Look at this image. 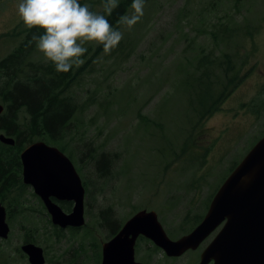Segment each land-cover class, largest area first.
<instances>
[{"label": "rangeland", "instance_id": "rangeland-1", "mask_svg": "<svg viewBox=\"0 0 264 264\" xmlns=\"http://www.w3.org/2000/svg\"><path fill=\"white\" fill-rule=\"evenodd\" d=\"M18 3L0 0V59L27 28L18 18ZM232 28L238 29L235 37L212 38ZM12 31L16 38L8 35ZM119 31L123 39L110 55L102 45H85L82 59L90 71L73 88L89 105L74 120L76 130L63 149L93 196L84 197L85 224L56 231L27 187L20 206L0 200L10 226L8 238L0 239V264H29L19 249L27 231L43 248L45 264H100L101 245L110 239V229L100 222L107 208L121 225L137 210H154L176 239L196 225L194 217L204 214L231 167L264 135V0H145L141 20ZM208 52L220 77L218 93L227 82L225 65L218 62L224 53L234 66L231 76L241 79L197 126L182 80ZM30 57L46 61L36 48ZM101 152L109 160L102 174ZM204 246L172 259L141 238L134 257L144 264H196Z\"/></svg>", "mask_w": 264, "mask_h": 264}, {"label": "water", "instance_id": "water-1", "mask_svg": "<svg viewBox=\"0 0 264 264\" xmlns=\"http://www.w3.org/2000/svg\"><path fill=\"white\" fill-rule=\"evenodd\" d=\"M3 109L0 101V114ZM0 142L13 145L14 139L0 133ZM20 159L22 181L41 198L52 223L60 228L81 227L85 222V189L71 159L42 140L26 146ZM51 197L71 201L70 212L63 211ZM220 225L198 264H264V135L221 183L202 220L189 233L171 239L154 210L140 209L102 243L100 264H144L134 257L138 236L149 239L167 256H180L196 249ZM8 233L5 210L0 205V238L6 239ZM20 249L30 264H44L42 247L28 242Z\"/></svg>", "mask_w": 264, "mask_h": 264}, {"label": "trees", "instance_id": "trees-1", "mask_svg": "<svg viewBox=\"0 0 264 264\" xmlns=\"http://www.w3.org/2000/svg\"><path fill=\"white\" fill-rule=\"evenodd\" d=\"M81 3H87L91 10L98 9L97 12L103 14V0H81ZM131 3L132 0H119V6L107 16L117 30L120 28L117 23L119 18L127 14ZM42 31L37 28L24 29L20 33L19 43L0 59V101L4 105V111L0 114V133L14 138L13 145L0 142V200L9 198L16 206L21 205L26 188L21 179V151L35 140H43L64 151L63 145L70 143L67 138L73 136L76 130L74 120L89 105L87 99L83 101L73 88L78 85L83 74L90 71L88 67L91 64L86 66L87 63H83L79 67L73 66L67 73H58L50 62L31 59L30 55L36 48L34 42L30 43L31 37L33 34L41 35ZM237 31V28L219 29L212 33V38L218 41L219 38L235 37ZM17 34L16 31L8 33L14 38ZM210 55L209 52L203 53L195 70L185 74L182 80L189 89L190 105L197 118V126L220 108L221 101L229 93V87L241 79L238 75L231 76L234 66L231 64L230 54L224 53L218 62L225 65L222 74L226 75L227 82L222 83L218 93L216 90L220 77L213 71ZM94 151L97 150L94 148ZM99 155L100 167H103L99 171L102 174L106 172L109 160L105 159L104 152ZM84 184L88 194L86 198L93 199L87 184ZM63 207L66 211L70 210L69 203ZM11 212L9 207V218ZM200 219L201 216L197 215L192 223H197ZM100 222L110 229L107 238L116 234L121 226L111 208L105 209ZM185 222L188 224L189 219L186 218ZM55 230L60 231L59 228ZM29 233L31 232L27 231L24 242H36L33 233Z\"/></svg>", "mask_w": 264, "mask_h": 264}, {"label": "clouds", "instance_id": "clouds-1", "mask_svg": "<svg viewBox=\"0 0 264 264\" xmlns=\"http://www.w3.org/2000/svg\"><path fill=\"white\" fill-rule=\"evenodd\" d=\"M118 6L119 0H103V14L81 0H19L16 7L27 28L43 30L41 35L33 34L30 43H35L56 72L67 73L85 62V45H102L105 55L119 46L123 33L107 19ZM144 6L145 0H132L131 15L121 16L117 23L131 30L143 17Z\"/></svg>", "mask_w": 264, "mask_h": 264}, {"label": "flooded vegetation", "instance_id": "flooded-vegetation-1", "mask_svg": "<svg viewBox=\"0 0 264 264\" xmlns=\"http://www.w3.org/2000/svg\"><path fill=\"white\" fill-rule=\"evenodd\" d=\"M85 182V181H84ZM84 182H82V184H83V186H84V189H85V194H84V197H85V195L87 194V189H86V186H85V184H84ZM86 183V182H85ZM25 186H26V188L28 187L29 189H31L32 190V195L33 196H35L37 199H38V201H39V203H40V205H41V207L45 210L46 209V207H45V205H44V203L42 202V200H41V198L38 196V195H36L35 193H34V189H33V187L32 186H30V185H26V184H24ZM26 191V190H25ZM51 199L54 201V202H56L64 211H66V209L63 207V205H66V204H70V210H71V208H72V202L71 201H65V200H57L56 198H54V197H51ZM2 205V204H1ZM208 208V207H207ZM70 210L69 211H66V212H70ZM46 211H47V209H46ZM206 211H207V209H206ZM205 211V212H206ZM205 212H204V214H205ZM203 214V215H204ZM202 215V216H203ZM202 218V217H201ZM6 221H7V212H6ZM214 233L215 232H213L212 234L214 235ZM211 234V235H212ZM212 235V236H213ZM142 236H139L138 237V239H140ZM210 237V236H209ZM0 239H2V238H0ZM7 239V238H6ZM6 239H4V240H6ZM210 240V239H209ZM209 240H207L206 241V239L201 243V245H199L196 249H188V250H186L182 255H180V256H177V257H169V256H167V257H169V258H172V259H174V258H180V257H182L183 255H185V254H187V253H190V252H192V251H197V250H199V248L202 246V244L204 245L205 244V246L210 242ZM206 241V242H205ZM209 241V242H208ZM208 242V243H207ZM205 246L201 249V251L195 256V260H197V263L196 264H198L199 263V260H200V254H201V252L203 251V249L205 248ZM25 254V253H24ZM25 256H26V258H27V260H28V257H27V255L25 254ZM29 262V261H28ZM213 263V261H210L208 264H212Z\"/></svg>", "mask_w": 264, "mask_h": 264}, {"label": "bare ground", "instance_id": "bare-ground-1", "mask_svg": "<svg viewBox=\"0 0 264 264\" xmlns=\"http://www.w3.org/2000/svg\"><path fill=\"white\" fill-rule=\"evenodd\" d=\"M21 160V159H20ZM21 164H22V162H21ZM22 171H23V165H22ZM22 177H23V175H22ZM35 193V192H34ZM1 205V204H0ZM1 206H3V205H1ZM4 207V206H3ZM4 210H5V222L7 223V221H6V209H5V207H4ZM55 225V224H54ZM44 260H45V257H44Z\"/></svg>", "mask_w": 264, "mask_h": 264}]
</instances>
